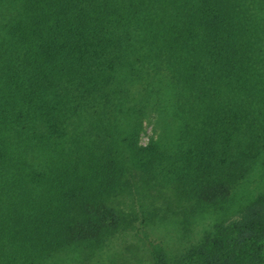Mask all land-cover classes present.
<instances>
[{
  "label": "trees",
  "instance_id": "1",
  "mask_svg": "<svg viewBox=\"0 0 264 264\" xmlns=\"http://www.w3.org/2000/svg\"><path fill=\"white\" fill-rule=\"evenodd\" d=\"M263 159L264 0H0V264L145 228L141 189L222 207ZM237 214L153 264H264V196Z\"/></svg>",
  "mask_w": 264,
  "mask_h": 264
},
{
  "label": "rangeland",
  "instance_id": "2",
  "mask_svg": "<svg viewBox=\"0 0 264 264\" xmlns=\"http://www.w3.org/2000/svg\"><path fill=\"white\" fill-rule=\"evenodd\" d=\"M169 127L165 128L156 116L148 117L140 143L147 145L151 140H159ZM234 194L229 203L222 207H208L199 215L194 213L192 203L176 200L170 192L141 189L139 194L134 192L124 208L130 212L128 206L133 200L136 212L152 217V223L136 231L109 237L97 249L90 250L85 245L66 249L44 264H153V252L159 248L170 256L178 255L206 231L212 230L218 220L237 217L244 205L264 196V159L250 180L236 188Z\"/></svg>",
  "mask_w": 264,
  "mask_h": 264
}]
</instances>
